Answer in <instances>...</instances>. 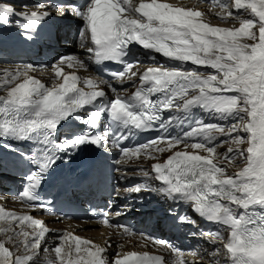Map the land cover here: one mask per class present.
I'll return each mask as SVG.
<instances>
[{"label":"snow or ice","instance_id":"1","mask_svg":"<svg viewBox=\"0 0 264 264\" xmlns=\"http://www.w3.org/2000/svg\"><path fill=\"white\" fill-rule=\"evenodd\" d=\"M221 6L227 8V0ZM28 7L24 4L22 9ZM35 7L40 11L17 10L11 0H0V28H15L25 41H34L52 9L62 10L61 15L71 10L83 21L78 35L87 39L79 47L85 50L88 61L97 66L114 62L122 65V70L105 67L103 73L109 74V79L81 81L75 73L64 71L65 65L86 67L84 60L70 54L52 65L58 82L51 87L29 75V71L44 65H27L23 71L6 74L0 82L6 90V95L0 96V141L14 138L36 144L31 153L23 154L37 167L25 177L21 197L32 207H46L35 202L34 194L60 152L67 153V163L73 152L87 144L106 151L117 149L122 155L114 163L119 166L142 151L151 156L152 152L171 151L183 145L165 162L155 163L151 172L138 170L145 179L125 189L126 193L152 191L173 202L190 204L201 218L218 225L214 231L199 232L214 246L213 251H192V255H207L212 264H221L219 257L224 258L223 264H264V0H234L237 12L250 10L253 18L235 16L240 23L233 29L210 26L200 19L202 12L158 0H142L138 7L130 0H88L83 8L53 3H38ZM228 16L233 13L220 19L226 20ZM133 44L177 61L179 66L150 67L139 77L140 87L133 94L109 98L105 87L116 94L117 85L122 87L137 76L131 69L141 61L139 56L130 55ZM149 59L155 60V56L149 55ZM188 63L195 67L186 68ZM87 108L90 111L81 119L87 126L82 133L65 136L59 143L52 139L62 121ZM197 108L215 120L233 123H206L202 117L193 116V109ZM165 111L169 112L167 118ZM105 113L108 126L97 133L95 129ZM174 126L179 131L171 135L169 129ZM149 130L160 131L161 135L134 149L122 147L124 140ZM220 137H224L220 144L230 145L223 157L217 154L218 145L214 143ZM158 140H166L167 148H157ZM190 140L196 142L189 143ZM0 147L4 145L0 143ZM7 147L11 150V145ZM189 148L207 155L188 151ZM238 158L243 166L230 174L228 169ZM116 171L126 178L127 169L121 171L117 167ZM149 180L160 185L152 187ZM126 209L127 206L117 209L115 215L125 214ZM6 217L21 225V229L16 232L13 224L0 227L3 233L13 229L7 239L16 248L13 252L5 242H0V264H39V250L51 230L40 219L5 213L0 207V220ZM102 217L105 225L113 226L107 212ZM177 220L181 224L196 223L187 215H179ZM29 227L31 232L24 230ZM115 227L133 234L126 225ZM223 232L228 233L227 238ZM141 235L154 246L170 250L173 259L165 261L146 251H129L117 253L113 264H200L178 258L182 250L167 241L146 233ZM56 236L62 239L52 249L54 256L47 264H108L103 257L106 248L70 233ZM70 236L74 246L69 244Z\"/></svg>","mask_w":264,"mask_h":264},{"label":"bare ground","instance_id":"2","mask_svg":"<svg viewBox=\"0 0 264 264\" xmlns=\"http://www.w3.org/2000/svg\"><path fill=\"white\" fill-rule=\"evenodd\" d=\"M227 1L230 3V8H231L232 12H237V10H235V8H234V0H227ZM140 2H142V0H130V3L136 7H138ZM143 2H150V0H143ZM158 2H166V3H170L174 6L185 7L187 9L200 11L203 14L200 19L203 20L204 22L209 23L210 26L224 27V28H229V29L239 27L240 21H238L234 25H230L231 21H230L229 16L226 20L220 19V16L224 15L223 13L221 15H219V13L221 11L220 10L221 9L220 3H223L224 0H207V4L209 6H213L214 8H210L209 6L202 4L201 2H198V1L196 2L195 0H158ZM245 2H246V0H245ZM243 10L244 9H241L237 13H240L241 11L243 12ZM135 15H139V14L137 13ZM245 16L248 19H251L253 17V14H251L250 10H247V13ZM77 19L80 21V19L78 17H77ZM255 19L258 20V18H255ZM77 26H79V23ZM77 26L75 28H72L71 31H68L67 38L73 37L74 30H76ZM3 31L9 33L12 30L6 29V28H0V34ZM12 35L13 34H10V36H12ZM80 40H82V38ZM79 43L80 42H78V46H76V47H75V44H74V46L72 45L71 50H70V48H68L67 53L65 55H66V57L70 54L75 55L79 59L84 60L86 63V66H88V60H87L86 56L82 54L83 49H81L79 47ZM149 55H152V54H142L139 57L141 62L138 64L137 69L141 68L143 66H149V67H159L160 65H163L164 67L179 66V63L175 64L173 62H168V61H164V60L159 61L158 60L159 57L156 55H154L155 60H150ZM55 62L58 63L59 61L55 60L54 62H52L50 64L45 63L44 66H46V67H37L34 70L29 71V75L32 76L33 78L41 80V82H43L47 87H51L55 82H58V78L55 77L54 70L52 67V65ZM27 65L36 66V65H41V63L24 62V63H21L20 65L15 66V67H11L9 65H0V82H2L3 80L6 79V74H8V73L14 74L18 70L23 71L25 66H27ZM185 67L186 68H192L195 66L188 63V64H185ZM4 68H6V69H4ZM85 69H86L85 67L84 68H80V67L69 68L66 65L64 66L65 72H73V73H75L77 75H81L83 77L88 76V73L86 72V74H85V72H84ZM200 70L201 71H207V72L213 71L210 68L209 69L201 68ZM38 71H41V72H38ZM130 85H131V82H127V81L125 82V84L122 87L117 85V89H118L117 93L113 94L111 92V95L112 96H114V95H130V93H131V90L129 91ZM5 95H6V90L3 88V84L0 83V96H5ZM193 114H197V116H194L196 118L202 117L206 123L212 122L208 119L207 114L202 109H199V108L193 109ZM224 122L226 123L228 121H224ZM242 135H243V133H242ZM218 139L222 140L223 138L220 137ZM192 142H196V141H193V140L189 141V143H192ZM216 142L217 141H215L214 143H216ZM242 146L246 147V145H242ZM183 147H184L183 145H180V146H177V149L181 150V149H183ZM172 151H174V150H171V151L165 150L162 152V154L155 153V156L159 157V158H155V159H152V158L146 157V156H142L140 154L134 155L131 158L127 159V163L121 164L119 166L118 165L115 166V169H114V172L112 175V181H113V184H115L116 187L118 188L117 193H116V197L121 199V201L123 202L124 205H126L130 209H132L128 213L129 216H127V218H129L130 215L136 214L137 216L131 220H134L139 216L140 217L141 216H147L151 222H153V223L157 222L156 225H159L160 223H168L169 222L170 215L163 212V211L158 210V209L162 208V205H164L161 195L154 193L152 191H142L140 193H132L130 195V194L126 193L125 189L130 187L132 184H139V183L143 182V180L145 178L141 175V172L138 170H140V169L146 170V167H148L153 162V160L158 161V160L162 159L163 156L170 154ZM188 151L197 152L198 154H201V155H207L206 152H201L200 150H193V149L189 148ZM221 157H223V155H221ZM242 166H243V161H242V159L239 158L236 160L235 164L228 169V172L231 174L232 172H234L235 170H237L238 168H240ZM117 167H120L121 171H123L124 169H127L126 178H122L121 173L116 171ZM149 183L151 184L152 187H158L159 186L158 184L152 185L150 180H149ZM127 197H129V200H126ZM3 199H4L3 197L0 199V205H1L0 207H2L5 210V213L15 212L18 215H27V213H29V215H31L33 218L40 219L44 223V225L51 230L49 233L53 234V237L47 238V235H46V239H45L44 243L47 245L45 246V248H47V247L50 248L55 243H60V239H62V238H57L56 233H70V234L75 235V236H77V234H78L79 237H85L87 240L93 242V244L106 248V252L103 253V255L105 254V256L108 257L106 259L108 264H113L114 259L112 256H110L112 253L111 252L109 253V251L113 250V251L117 252L118 249L120 248L119 250L122 252L127 247V244L124 241H122L120 235H118V232L120 231V227H111L110 229H108V228L101 227V225L99 223H96V222H93V223H91V222L80 223L77 221L62 222L61 221L62 218L56 214L55 215H48L40 209H34V210L30 211V210L24 208L21 204H19L18 201L16 203L9 204L6 201H3ZM148 205H151V207H148ZM149 208L151 209V211L148 210ZM142 221L144 222V220H140L139 223L141 224ZM9 224L14 225V230L16 232L20 231L21 225L15 224V222L12 220L11 217H6L5 220H0V227L7 228ZM143 225H144V223L142 224V226ZM77 226H79V227H77ZM191 226H194V225L188 224L187 229L185 231H183V233H187ZM183 228H184V226H180V229H183ZM12 230L13 229H9L8 233L0 232V242H5L6 247H9L13 252H16V249L13 246V244L12 243L8 244L9 241L7 239L8 235L11 234ZM24 230L28 231V232L32 231V229L30 227L25 228ZM181 234H182V232H181ZM69 244H73V246H74V242L71 240V236L69 237ZM131 244H134V243H131ZM65 247H67V245H65ZM93 250H94V248H93ZM22 252L20 249V253H22ZM48 259H50V258L40 259V256L37 257L39 264H47ZM209 261H212L211 257H208V259L206 261L207 264H209Z\"/></svg>","mask_w":264,"mask_h":264},{"label":"rangeland","instance_id":"3","mask_svg":"<svg viewBox=\"0 0 264 264\" xmlns=\"http://www.w3.org/2000/svg\"><path fill=\"white\" fill-rule=\"evenodd\" d=\"M228 2V1H227ZM224 3V2H223ZM223 3H220V6L223 4ZM229 3V2H228ZM221 10V11H220ZM219 11H220V13H219V15H221L222 13L224 14L223 16H227L228 15V13L229 12H231V13H233V16H229V18H230V25H234L235 23H237L238 21H240L239 19H235L234 17L235 16H237V15H239L240 16V18L242 19H248L245 15H246V13H247V11H245V10H243V12L241 11L240 13H237V12H232V10H231V8H230V3H229V5L227 6V8H225V7H222L221 6V9H220ZM243 15V16H242ZM232 17V18H231ZM253 18V17H252ZM234 22V23H233ZM71 47H72V45H71ZM220 140L218 139V141L217 142H219ZM216 142V143H217ZM215 143V144H216ZM230 145L229 144H222V145H220V146H218L219 148H217V154H219L220 156L221 155H223L224 153H225V151L227 150V148L229 147ZM241 147H243V146H241ZM219 152V153H218ZM239 159V158H238ZM53 237V234H51V233H48L47 234V238H52ZM11 242L9 241L8 242V244H10ZM43 245L41 246V248H40V250H39V252H41V250H45L46 248H45V246L47 245V244H45L44 242L42 243ZM59 243H55L52 247H50V248H47V249H49V251H47V254L45 253V254H39L40 255V259H47V258H51L52 256H54V252H52V249L55 247V246H57ZM16 249V248H15ZM23 251V248L21 247V252ZM43 256V257H42ZM39 257V256H38ZM209 264H212V261H209Z\"/></svg>","mask_w":264,"mask_h":264}]
</instances>
